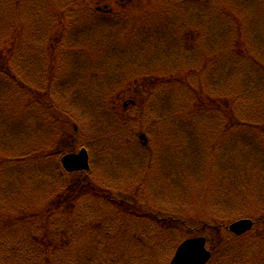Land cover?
<instances>
[{
	"label": "trees",
	"instance_id": "obj_1",
	"mask_svg": "<svg viewBox=\"0 0 264 264\" xmlns=\"http://www.w3.org/2000/svg\"><path fill=\"white\" fill-rule=\"evenodd\" d=\"M49 1L50 0H45L46 4L44 5H48L45 9L51 8L54 16H61L64 18L60 23L61 27H65L61 37L64 33L69 32L67 37H62L60 44H56V42L52 40L50 33H52L53 30L49 33L51 28L50 22L49 26H46L45 21L47 20H42L40 17V31H42L37 36H35L37 33L34 35L33 31L37 30L33 27L31 22L30 24H26L27 27L25 26V29L23 28L24 33H16L17 36L12 41L9 40V43L11 42L10 47L9 43L5 44L7 48H4V50L1 49V46L4 44L5 38H0V49L3 52L5 50H12L6 52L7 56H9L8 63L2 64L8 67L7 65L9 61H11V65L7 69H3L0 66V84H3L9 93L12 85L18 86L20 88L18 91L19 93L27 92L30 96V98L25 100V105L27 107H37L36 105L43 106L52 116L51 122L50 118H48L46 114H41L37 108V120L41 123L42 128H45V132L41 135L33 134L27 136L28 138L31 136L34 137L29 147H18L16 143L3 142L0 148V195H2L1 192L4 191V196H1L3 198L0 199V264H73L74 262L76 264H84L88 256H90V262L88 264H166L167 260H169L172 255L170 257L168 256L170 249L167 248L166 245L169 241L167 237L160 236L161 230L164 229L167 232H173L181 230L186 231L194 225H201L203 227L209 225L212 227L218 226L216 221L210 220L212 217L210 218V215L205 209L201 211L200 216H188L186 212H183V209L178 213L172 212L168 214L166 210H161L159 208L160 206H156V204L152 205L147 199H143L142 197L145 191L144 188L147 186L144 182L139 183L135 191L126 193L131 200L129 202L130 204H128L126 200H121V197H114L111 192L106 191V188L100 184L95 185L92 181H89V176L92 174L91 171L88 173L77 172L73 174H68L63 171L59 163V158L61 155L65 154V148L69 149L68 151L74 148L75 145L73 143L75 140L77 141L78 138V127L80 126V128H82L81 124L75 119V113H80V116L85 115L84 119L89 117L91 120H86V124H92V126L97 128L99 116L107 122L113 118L117 110H112L110 106L113 102L117 101L119 97H123V100L128 99V101L134 103L133 106H130L131 109L138 111L137 120H133V122L137 121L134 127L138 126L140 130L139 134L145 136L146 143L144 145L141 144L143 148H136L133 150L131 147V160L129 159L130 163L128 164L126 163L127 159L125 160L120 157L119 152L121 150L114 149L117 152V157L113 159L115 165L113 168L106 167L107 173H111L110 179L117 178L118 184L128 187L132 185L135 179L126 176L123 178L122 175H120V171L122 170L124 172L139 171L135 170L139 168L140 170H147L148 172L156 169L163 172L168 169L167 174H169V176L173 175V181L176 183L173 186L170 184L169 180V185L182 191L177 185L179 177H181L179 181L184 184H188L189 182L188 180L185 182L183 177H190L194 180L196 185H203L202 189H204V187L209 188L215 186L218 176H220L221 181H223L227 177L236 174V176H239L241 179L240 184H238V186L236 185L237 189L230 195L225 191L224 185L221 196L216 194H202L184 203L187 204L185 206H202L204 208L205 206H218V202L221 203V201H223L225 203L223 206L237 208L236 210H240L239 214H241L242 208L249 206L248 203L250 198L255 196L257 199H260L264 196V182H261V185L259 184L260 187L256 190H252L251 188V185L254 183L253 179L264 177V172H261L263 171L262 169H264V159H262V161L259 159V156L262 155L261 150L264 153V110L261 112V119L252 117L251 119L255 120V123L250 122L248 124V121H240L239 118L229 113L230 109L227 107L228 105L225 106L227 103L226 98H223L226 103H222L219 101L222 97L219 94L217 96L207 94V96L201 97V95L196 92L197 85H200L201 91L202 88L206 90L207 87L211 89L215 86L219 89H223L222 84L225 80L229 84V77H227L229 72L219 77L216 76V73L221 71L222 68L220 64H217L218 60L215 58L219 59L220 57L208 56L207 54L204 55V50H182L187 62H185L184 57H182V59H184L183 61L171 63L170 65L166 64L167 56L161 54H158L156 59H142L143 57H138L141 50H145V47L138 46L142 34L145 33L149 38L148 31L157 27L153 23L148 25L145 24L144 19L150 20L154 18L152 12L167 11V5H170V8H173L174 12L179 5L184 4V6H187L190 5L191 2H196L202 6L203 3L205 4V0H153V2L158 3L156 4L157 7H148L150 2H147L140 13H136L137 9L135 8L139 6L138 3H140L141 0H123L122 3H120L122 6L116 11H111L104 7L106 3L110 4V0H95L97 1V5H94L92 0H90L92 4H90L91 6L89 8L87 7L89 10H83V12H86L88 15L84 16L83 19L79 17L78 19L80 22L77 21L78 16L75 19L73 17L77 15V10L76 4H72L71 0H57L61 1L64 6L59 7L52 4L53 8ZM80 1L82 2L83 0ZM211 1L213 2L210 10L219 20L223 19L224 22H227L225 18L231 20V16H233L235 22L234 29L240 34L242 23L240 24L238 20H247V12L249 11L256 10L259 12V15L264 12L263 0H234L233 3L235 5L231 3L234 10L229 6L227 7L228 9L221 6V4H219L221 1L219 0ZM27 2L28 4L30 3L29 0H27ZM2 5H4L5 9H8L6 3ZM5 9L0 12V18L6 13ZM64 11L66 12L65 14H63ZM89 14L97 16L99 20L94 19L95 21L93 20V24H88L85 20L91 16ZM222 15L225 18H223ZM54 16L49 18L50 21ZM199 20L204 21V16L203 18L197 17V26L195 29L201 33V36L197 35L193 37L196 38L193 43H195V41L203 42L204 36L208 32H206L202 25H199ZM165 21L166 20H162L163 24H159L168 26L169 23L165 24ZM260 23H263V21H260ZM220 24L223 25V22ZM92 28H94L93 32L96 33V39H91V36L94 34H90L92 32L89 31H91ZM72 31L75 34L73 40L71 38ZM106 31H110V33L106 35ZM162 31L163 34H166L162 35L163 37L161 38L167 39L170 43L171 41H169L168 38V33L170 32L164 27ZM126 33L134 37L135 45H125L126 50H119V53H117L114 47L124 43L125 39L123 36ZM159 33L161 34V32ZM180 33H182L181 30ZM38 40H41V42ZM234 40L236 46L234 50H219L215 53L222 55L230 54V51H235L236 55H241L242 53L247 55V47L240 36L235 35ZM179 42L184 46V41H182V39H180ZM33 44H35L36 50H38L37 45H44L46 50H51L52 53L49 51L45 55L37 52L34 54L35 57L39 58V62L36 58L33 59L35 65L34 70L36 71L32 75L35 81L32 83L34 85L32 88L30 86L31 83L26 82L20 75L23 73L21 62L25 60L24 56L28 54L29 50H35L32 47ZM186 44H188V40H186ZM105 46H112L113 50H107ZM242 48L245 50H239ZM18 50L22 53L21 59L20 55L14 54ZM57 51L58 54L56 55ZM173 51L174 50H171V52ZM212 51L214 52L215 50ZM24 53L26 54L23 55ZM0 55V60H3L4 56L1 51ZM126 56L130 57L131 62L121 61L124 59L123 57ZM117 57L120 58V61H117ZM197 57L203 58L204 67L198 70L197 73L199 76L195 78L186 75L185 71L191 69V67L195 65L194 62ZM46 59L48 62H45ZM57 59L62 62L63 66L60 64L57 65ZM71 60L73 61L71 62ZM94 61H107L106 64H109L108 66L114 64L115 67H120V69L115 70L111 67L108 71L109 74L102 79L103 83L101 84H99L101 80L96 81V83L89 81L86 83L81 82L83 75H89V71L85 70L86 67L92 68V66H98L92 65ZM188 61H190L188 69L183 70ZM69 62L72 66L71 72L68 73V76L62 72L63 75H58L60 80L55 81L53 70L56 69V65L57 69L55 72H59L58 74H60V70L65 68ZM118 62H122V66H116ZM14 67L15 69H13ZM253 69L254 72L252 77L254 79L256 73L260 74V81L256 80V83H258L256 87L261 90V94L264 97V68L257 65L256 67L254 66ZM71 74L73 75L72 77L70 76ZM141 75L144 77L143 81L132 83L127 94H121L122 92L120 89L125 84L123 83L125 78L130 80ZM174 77H177L176 81L173 80ZM165 78L171 83L167 84ZM26 79L29 80V77L26 76ZM1 80H4L6 85ZM53 82L55 85L58 84L56 89L60 91L62 96L60 100H56L51 91ZM243 83L250 87L249 74L244 77V72L242 84ZM252 83H254V81H252ZM148 84H150L149 87H146ZM9 85H11L10 88ZM93 85L95 91L86 90L85 92L84 88L93 90ZM244 96L245 98L242 96L236 99L234 104L236 106L248 107L253 103L257 105L259 101H263V97L261 96L256 98L253 94L249 96V93H246ZM195 97H197L198 102L193 109L191 108V104L195 103ZM94 98L97 101V106H95ZM174 106L176 109L181 108L187 110L189 108V111L193 109V112H190L204 122L212 124H224L228 122L229 124H233L234 126L229 129L231 133L224 139L221 138L225 136V132L227 131L224 130L225 126L218 130L211 129L208 131L209 134L216 132V141H222L226 148L221 146V151V148L216 150L215 146L213 147L214 152L212 155L209 154V152H205V147L207 145L202 144L205 143L203 137L210 140V136L207 134L202 136L201 133L192 128V121H194L195 118L191 119V117H185L182 122L187 121V125L182 124L181 132L174 135V138L177 142L185 139L188 140L187 145L185 146L184 142L181 150L175 153L172 152V150H167V147L165 148L164 140L161 143L163 146L156 144V151L152 150L153 146L150 144L152 139L150 138L149 140L147 132L150 133L154 143H156L157 136L147 128L145 125L147 119L145 118L146 116H150L152 112L151 118L153 117V123H151L155 124L157 127V125L164 120V115H167L169 118V114L172 112ZM124 109L125 107H120L119 111L125 112ZM155 109L156 112H154ZM0 114L5 115L6 113L5 111H1ZM109 114H112V118H110ZM1 115L0 118H2ZM14 117L16 116H13V118ZM59 120H63L66 125H69L71 130V134L69 133L66 139H63L66 135L62 132L58 134V131H56L54 127V124H57ZM113 120L115 121V119ZM49 122H51V124ZM18 126L22 128V130L25 129L29 134L28 130L24 128L22 124H18ZM47 127L51 129L46 131ZM156 127L155 132L157 133ZM103 130L104 128H98L96 131L100 132ZM171 137H173V135H171ZM231 139L239 141L246 140V142L241 144L238 141H231ZM254 139L257 141L254 142ZM33 145H35V147H31ZM80 147L87 150L92 167L94 164L98 166V163H96L98 160L94 161L95 157L90 147L86 145ZM4 148L6 150L8 149L9 155L13 154L14 156H4V154H6L3 151ZM77 148H79V146ZM18 149H21L19 153L16 152ZM59 152L60 154H58ZM54 154H58L56 160L53 159ZM208 155H210L209 160L212 164L203 163L198 165L203 156L208 158ZM187 160L190 163L193 161L196 164L195 168H197L196 174L198 177L195 176V179L190 176V172H188V175L185 173ZM254 165L255 169H252ZM201 166H206L208 171L199 176V170L202 168ZM240 166L242 171L240 170ZM21 167L24 168V176L31 175V177H24L22 180H19V171H21ZM195 170L192 174L195 173ZM47 174L52 176L57 186L54 193H47L48 201L50 203H57L59 206H38L37 204L23 206L18 205L17 202L12 200L15 194H22L25 197L23 203H28L30 200L43 199L38 192L31 191H36L35 188L40 183L37 191L47 192L52 189L50 187L52 186L51 182H41L50 180ZM147 177L148 175L146 178ZM205 178L207 183L204 186ZM137 189L139 191L138 194L135 193ZM120 191L119 187L114 188V192L120 193ZM188 191V193L198 192L196 190ZM149 193L152 194L153 192L150 191ZM256 194L261 195L257 197ZM234 196H236L238 200L231 205L229 200ZM90 197H93L94 200L98 199L99 202L104 200L110 203L112 207H120L122 210L121 215L123 214L128 218V226L123 224L119 229L116 228L113 230L111 225L108 224L105 227L97 223L96 220L85 226L86 220L91 219L92 210L89 212V207H83L79 210L77 205ZM173 200L178 201L175 197ZM236 204L237 206H235ZM172 206L174 205L172 204ZM112 210L114 209H110L109 212ZM63 211L64 213H62ZM192 211L197 212L195 208H192L191 212ZM54 214H58L55 217L56 220H52ZM247 218L254 219L255 224H259L264 221V214H256L255 216L247 215ZM214 219L217 221L220 220L219 218ZM130 220L133 222H140L141 224L134 225ZM38 222L45 223V225L42 224L43 226L41 227ZM48 223L51 228L56 231H51ZM135 228L137 229L134 230ZM121 230L123 232L122 234H120ZM130 232H132L130 238L142 239V241L146 238L145 242L148 244V247L143 246L141 243L131 242H126L127 246H121L116 242L114 246L109 247L108 245L106 247V252L104 254L108 253V255H104L98 250V247L107 243L106 240H102L103 236L113 238V233H115L117 238L125 239ZM155 232L159 234L154 237L152 233ZM149 234L153 239L149 240V238H147ZM87 236L89 237L87 238ZM77 237L80 238L76 239ZM234 239L238 238H233V241ZM226 241H231V239L228 238ZM236 241L238 240H235V242ZM220 247H222V245ZM70 248L76 250L72 254L71 251L69 254L64 252L66 249L69 251ZM125 250L128 252L127 255L123 254ZM89 251H92V255L89 254ZM138 252L142 253L141 257H139ZM86 253H88V255ZM211 254L212 259L209 264H232L233 252L228 249L224 251L214 249ZM56 255L58 259L54 263L51 258ZM260 255L262 257L257 264H264V252L262 250ZM67 257L70 258L66 260ZM243 264L253 263L245 261Z\"/></svg>",
	"mask_w": 264,
	"mask_h": 264
},
{
	"label": "rangeland",
	"instance_id": "obj_2",
	"mask_svg": "<svg viewBox=\"0 0 264 264\" xmlns=\"http://www.w3.org/2000/svg\"><path fill=\"white\" fill-rule=\"evenodd\" d=\"M29 1L30 3L28 4L27 0H0V12H2L3 9H5L4 5H2L3 3H6L7 8H8V9H5L6 13L2 15L0 18V38H5V41L3 42L4 44L1 46V49L4 50V48L5 49L7 48L5 47V44L9 43V40L12 41L17 36L16 33L22 34V32L24 31L23 28L25 26L27 27L26 25L27 23L30 24L32 22L33 27H35L37 30V31H33L34 35L37 33L35 35L37 36L42 31V30L40 31L39 17L42 20L43 19L47 20L45 21L46 26H49V22H50L51 28L49 30V33L50 31L53 30L52 33H50V35L52 37V40L56 42V44L61 43L63 36L67 37L69 35V32H66L61 37L65 27H61L60 23L64 20V18H62L61 16H54L51 8L45 9V7L48 6V5L46 6L44 5L46 4L45 0H29ZM73 1L74 0H71L72 4H76L75 6L77 10V15H74L73 17L75 19L78 16L77 17L78 22H80V20L78 19L79 17L83 19L84 16L88 15L86 12H83V10L85 9L89 10L88 8L91 6L90 4L92 3L94 5H97V1L95 0H92V3L90 0L89 1L83 0L82 2L80 0H75L76 2L74 1V3ZM122 1L123 0H110V4L107 3L105 6H107L108 9L111 11H116L117 9H120L119 7L122 6L120 5ZM219 1H221L219 2L221 6L225 8L229 6L232 10H234L231 4L234 2V0H219ZM49 2H50V5L53 4L59 7L64 6L62 5L61 1L50 0ZM147 2H150L148 7H151V8H154V6L157 7L156 4L158 3L153 2V0H141L140 3H138L139 6L135 8L137 9L136 13H140L141 10L145 7V4ZM204 2L205 4L203 3L202 6L200 4H197L196 2H191L190 5H187V6H184V4H181L179 5V7H176V10L174 12H173V8L172 9L170 8V5H167V9H168L167 11L152 12L154 18H151L150 20L144 19L145 24L148 25V24L153 23L158 28L156 27L155 29L148 31L149 38L145 35V33L142 34V37L139 39L138 46L145 47V50H141V53L138 55V57H143L142 59H145V58L156 59V56L158 54H161L163 56H167L166 64L168 65H170L171 63L183 61L184 59H185V62H187V59L184 57L182 50H204L203 51L204 55L207 54L208 56L212 55V56L220 57L219 59L215 58L218 60L217 64H220L221 65L220 67L222 68L221 71H218L216 73V76L219 77L229 72L227 76L229 77V84L225 80L222 84L223 89H219L217 86H215L211 89L207 87L205 90L201 86L202 88L201 91H200V85H197L196 92L200 94L201 97L207 96V94H213L216 96L219 94L220 96H222L219 99L220 102L226 103L224 102L223 98L227 99L228 104L226 103L225 106L228 105L227 107H229L230 109L229 113L231 115L239 118L240 121H246V122L248 121V124L250 122L255 123V120H252L251 118L253 117L255 119H261L262 118L261 112L264 110V97L261 94V90H259L256 87V85L258 84L256 83V80L260 81V74L256 73L255 79L252 77L253 72H254L253 71L254 66L256 67L257 65H260L261 67L264 68V26H263L264 12L260 13L259 15V12L256 10L249 11L247 12L248 21L245 19L238 20L240 24L242 23V26L240 28V32H241L240 34L236 32V29H234L235 22H234L233 16H231V20H230V19L223 17L222 15V17L225 18L227 22L226 21L224 22L223 19L219 20L218 17L210 10V7L213 1L205 0ZM53 5H52V8H53ZM65 13L66 12L64 11L63 14ZM89 15L91 16H89V18H86L85 20L88 24L90 23L93 24L94 19L99 20L97 16L93 14H89ZM52 16L54 17L50 21L49 18H51ZM203 16H204V21H201L202 19L199 20L200 21L199 25H202V27L205 28L206 32L207 31L208 32L204 36L203 42L195 41V43H193V41L196 39L193 37L197 35L201 36V33L195 29L197 26V17L203 18ZM71 19H72V16H71ZM159 19L166 20L165 24L169 23V25L163 26L159 24V23L163 24L162 20H159ZM260 21H263V23H260ZM221 22H223V25L220 24ZM163 27L167 28L168 31L170 32L168 33V38H169V41H171L173 44L171 42L169 43L167 39L161 38L163 37L162 35L166 34V33L164 34L162 33ZM180 30L182 33H180ZM93 31H94V28H92V30L89 31V32H92L90 34H94L91 36V39H96V33H94ZM159 32H161V34ZM97 33L100 34L99 32ZM109 33L110 31H106L105 34L108 35ZM235 35L240 36V38L244 41L247 47V50H248L247 55L244 53H242L241 55H238V54L236 55L235 51L233 52L230 51V54H222V55L215 53V52H218L219 50H234V48L236 47L234 44ZM74 36L75 34L73 32L71 36L72 40L74 39ZM123 37L125 39L124 43L121 45H118L119 47L118 46L114 47V50H117V53H119V50H126L125 45H135V40L132 35H128L126 33ZM180 39L184 41V46L181 45L182 43L179 42ZM186 40H188V44H186ZM38 41L41 42V40H38ZM10 45H11V42L9 43V47ZM32 47L35 50H29L28 54L24 56L25 60L21 62V68L23 69V73L20 75V77L24 79L26 82L31 83L30 86L33 88L34 85L32 83H34L35 81L33 80L32 75L36 71L34 70L35 65H34L33 59L36 58L37 61L39 62V58L35 57L34 54L37 52V53H43L45 55L49 51L51 52V50H46V47H44V45H41V46L37 45L38 50H36L35 44H33ZM105 48L107 50H110V49L113 50L112 46H105ZM1 49L0 51L3 54L4 59L0 60V66L3 69H7L11 65V61H9V64L7 65L8 67L3 66L2 64L8 63L9 56H7L6 52H10L12 50H5L3 52ZM171 50H174V51L171 52ZM212 50H215V51L213 52ZM239 50H245V49L242 48ZM26 53H24L23 55H25ZM14 54L20 55V59L22 58V53L20 52V50L16 51ZM57 54H58V51L56 55ZM182 57H184V59H182ZM123 58L124 59H122L121 61L131 62V59L129 56H126ZM72 61L73 60H71V62ZM117 61H120L119 57H117ZM45 62H48V60L46 59ZM57 62H58L57 65L60 64L61 66H63L62 62H60L59 59H57ZM106 62L105 61H96V62L94 61L92 65H98V66H92V68L86 67L85 70L89 71V75L87 74L83 75L81 82L86 83L89 81V82L96 83V81L101 80V82L99 83L101 84L103 83L102 79L107 77V74H109L108 71L111 69V67H113L115 70L120 69V67H115L114 64H112V66H108L109 64H106ZM121 63L122 62H118L116 66L117 65L122 66ZM189 63L190 61H188V63L184 66L183 70L188 69ZM194 63L195 65L192 66L191 69L185 72H186V75L193 76L196 78L197 76H199L197 73L198 70L203 69L204 67L203 58L197 57ZM57 65H56V69H57ZM13 69H15V67ZM56 69L53 70L55 74V81L60 80L58 75H61V74L63 75L62 72H64V74L68 76V73H70L71 72L70 70H72V66H71V63L69 62L65 68L60 70V74H58L59 72H55ZM13 71H16V70H13ZM243 72H244V77L245 75L249 74L250 87L247 86L245 83L242 84ZM26 76L29 77V80L26 79ZM70 76L72 77L73 75L71 74ZM143 79L144 77L142 75L137 76L136 78H133L130 80H127V78H125L123 80V83L125 84L120 89L122 92L121 94L126 95L128 90L131 88L132 83L137 82V81H143ZM173 80L176 81L177 77H174ZM1 81L5 83L4 80H1ZM165 81H167V84L171 83L170 81H168L167 78H165ZM252 81H254V83H252ZM54 82H53V86L51 87V91L53 92L56 100H60L62 96L60 94V91L56 89L58 84L55 85ZM149 85L150 84L146 85V87H149ZM10 86L11 85H9V88ZM10 89L11 90L9 93V91H7V88L3 84H0V108L2 107L0 109V112L5 111L6 113L5 115L0 114L2 116V118H0V148L3 145V142L4 143L5 142L6 143L8 142L16 143L18 147H29L32 144V139L34 137L31 136L28 138L27 136H30L33 134L41 135L45 132V128H42L41 123L37 120L38 110L41 114H46L48 118H50L51 122H52V116H51V113L47 112L46 108H43V106L36 105L37 107H34V106L27 107L25 105L26 103L25 100L30 98V96L27 92L19 93L18 91L20 90V88L18 86L12 85ZM84 90L85 92L86 90L95 91L94 85H93V90L90 88H86V89L84 88ZM246 93H249V96L253 94L254 97L256 98L261 96L263 97L262 98L263 101L262 102L259 101L258 102L259 104L257 105L253 103L252 105L248 107L236 106L234 104L235 100L241 98L242 96L245 98L244 95ZM123 99H124L123 97H119L117 101L111 104L110 106L111 109L117 110V111L115 112L113 118H112V114H109L110 118H112L110 121L107 122L106 120L102 119L100 116L98 117L99 122L97 121L98 123L97 128H95V126H92V124L91 125L86 124L85 121L90 119L89 117H86V119H84L85 115L80 116V113L79 114L75 113L74 115L75 119L81 124L82 128H80V126L78 127V130H79L78 138H77V141L76 140L74 141L73 144L75 146L71 150H74L73 152L76 153L78 152L77 151L78 146L80 147V146L86 145L90 147L91 152L93 156L95 157L94 161L98 160V162H96L98 163V166H95L96 164H94V166L91 169L92 177L89 176V181H92L95 185L100 184L101 186L106 188V191L111 192L114 197L115 196L121 197V200L123 201L126 200L128 204H130L129 202L131 200L128 198L126 193L135 191L136 188H138L137 187L138 184L141 182H144L145 185L147 186L144 188V190L146 191V194L144 191V195L142 196L143 199H147L149 203H151L152 205L156 204V206H160L159 208L161 210H166L168 214L172 212L178 213L180 212L181 209H183V212H186L188 216H197V215L200 216L201 211H203V209L207 210L208 214L210 215V218L212 217L210 220L216 221L218 226L212 227L209 225L207 227H203L201 225H196V226L194 225V226H191V228H188L186 231L181 230V231H173V232H167L164 229L161 230L160 236L167 237V240L169 241V243L166 245V247L170 249L168 252L169 257L173 255L174 249L183 241L192 240L196 238H202L205 240V247L210 253L213 252L214 249L221 250V251L228 249L232 251L233 252L232 261H231L232 264H241V263L243 264V262L245 261H250L253 264H257L259 260H261V257H262L260 255L261 250L264 252V221L252 226L250 229L251 231H249L248 234H246L243 238L234 239V241H233L234 237L227 233L226 227L231 222V220L233 221V220L247 219V220L253 221L254 219L247 218V215L255 216L256 214H264V204H263L264 196L261 197L260 199H257L255 196L250 198L249 203H248L249 206L246 208H242L241 214H239L240 212L239 209L236 210L237 208L223 206L225 204L223 201H221V203L218 202L219 204L218 206H205L204 208L202 206H185L187 204L184 203V202L191 201L194 198H197L199 197V195H202V194H216L218 196H221L224 185H225V191L228 193V195H230L235 189H237L236 185L238 186V184H240L241 179L239 176H236V174H234L231 177L230 176L227 177L223 181H221L220 176H218L217 183L215 186L209 187V188L204 187V189H202L203 185H200V186L196 185L194 180H192L190 177L188 178L186 176L183 177L185 179V182H187L188 180L189 182L188 184L186 183L184 184L181 181H179V179H181V177H179L177 185L180 187L179 189H182V191H179L176 188H173L171 187V185H169V180H170V184H172L173 186L176 183L173 181V175L169 176V174H167L168 169L163 172L158 171L159 169L148 172L147 170L144 171V170H140L139 168L135 169L139 171H125L124 172L122 170L120 171V175H122L123 178H125L124 176H126V177H131L135 179L132 185L128 187H124L126 185L122 186L118 184L117 178L110 179L111 173L110 172L107 173L106 167L113 168V166L115 165L113 159L117 157V152L114 149L121 150L119 152L120 157L125 160L127 159L126 163L128 164L130 163L129 161L131 160L130 159L131 147L133 150L136 148H143V146L141 145L143 142L141 141L139 142L138 140L140 130L138 129V126L134 127L137 121L133 122V120H137L138 118V111L131 109L130 104H128L127 107H125L124 109L125 112L119 111L120 107H123L124 104L128 103V99L126 100H123ZM197 102H198L197 97H195V103L191 104V108L195 107ZM94 103H95V106L98 105L96 99ZM193 109H190V111L193 112ZM190 111H189V108L187 110H184L181 108L176 109V107L174 106V108L172 109V112L169 114V118L167 117V115H164V120L161 121L159 125H157V127L155 124H152L153 123V117L151 118L152 112L150 113V116H146L145 119H147V122L145 123V125L147 126V128L150 129V131L154 135L157 136L156 143H154L153 142L154 140L151 137L150 133L147 132L149 136V140L150 138L152 139L151 140L152 142L150 143L151 146H153L152 150L156 151L155 149L156 144L162 145L161 143L164 140H165L164 142L165 148L167 147V150H172V152H175V153L181 150L182 144L184 142L186 146L188 140L185 139V140L177 142V140L174 138V135L179 134L181 132V125L182 124L187 125V121L182 122V120L185 117H191V119L195 118V120L192 121L193 122L192 128L197 130L199 133H201L202 136H204L205 134L210 136V140L208 138L205 139L203 137V139L205 140V143L199 142V143L207 145L205 147V152H209V154L212 155L214 152L213 147L216 146V150L221 148V146H223V148H226L225 145L222 143V141L220 140L216 141V138H215V136H217L216 132L211 133L212 134L211 135L208 133V131H210L211 129L218 130L225 126L224 130H227V131L225 132V136L221 138V139H224L231 133L229 129L230 127H233L234 125L229 124L228 122L224 124L223 123L212 124V123L204 122L203 120L198 119L196 116H194ZM154 112H156V109ZM12 115L16 117L13 118ZM113 119H115V121ZM51 122L49 123L51 124ZM18 124H22L24 128L28 130L29 134L25 131V129L22 130V128H20ZM54 127L56 128V131H58V134L62 132L64 133V135H66L65 137H63V139L68 138L69 133L71 134L69 125H66L63 122V120H59L57 124H54ZM155 127L157 130V133L155 132ZM98 128H104V130L98 132L96 131ZM49 129L51 128L47 127L46 131H49ZM171 135H173V137H171ZM184 135H183V139H184ZM232 140L238 141L241 144L246 142V140L239 141V140L231 139V141ZM263 140H264V136H263ZM255 141L257 140L254 139V142ZM31 147H35V145ZM20 150L21 149H18L16 152L19 153ZM68 150L69 149H66V148L64 149L65 152H68ZM3 151L6 153L4 154V156H8V157L14 156L13 154L9 155L8 149L6 150L4 148ZM221 151H222V148H221ZM261 152H262V155L259 156V159L262 161V159H264V153L262 150ZM58 154H60V152ZM58 154H54L53 159L56 160V156ZM209 156L210 155H208V158L203 156V158L200 160V163L198 165H201L203 163L212 164L211 161L209 160ZM253 163L256 164L255 162ZM195 165L196 164L193 161L192 163H190L187 160V166L185 167L186 175H188V172H190L191 174L190 176L193 177L194 179L198 177V175L196 174L197 168H195ZM201 167H202L201 170H199V176L202 175L203 173H206V171H208L206 166H201ZM156 168H157V165H156ZM20 169L21 171H19V180H22L24 177H31V175L24 176V173H23L25 172L24 168L21 167ZM252 169H255V165L252 167ZM194 170H195V173L192 174ZM240 170H241V166H240ZM262 170L263 171L261 172H264V169ZM147 175L148 177L146 178ZM47 177H49L50 180L41 181V182H51L52 186L50 187L52 189H50L47 192H40V190L37 191L39 188V185L41 184L40 183L35 188L36 191H33V190L31 191V192H38V194L43 199L32 200V201L30 200L28 203H23L25 201V197L22 194H15L12 197V200L17 202L18 205H23V206L24 205L26 206L29 204H37L38 206H59L57 203H50L48 201L47 193H54L57 186L55 185L54 180L50 174H47ZM253 180H254V183L251 185V188L252 190H256L257 188L260 187L261 182H264V177H259V179H253ZM206 183H207V180L205 178L204 186ZM115 187L120 188L121 190L120 193L114 192ZM188 190H196L198 192L188 193L190 192ZM150 191H152L153 193L150 194L149 193ZM1 193L2 195H0V199L3 198L1 196H4V191ZM135 193L137 194L139 193L138 189ZM260 195L261 194L259 195L256 194L257 197H260ZM174 197L178 201H174L173 200ZM231 199H232V202H231ZM231 199L229 200V203H231V205H233L236 202V200H238L236 196L232 197ZM172 204L174 206H172ZM77 206L79 210H81L83 207H89V212L92 210L91 219L86 220L85 226H87L91 222H94L95 220L97 221V223L104 225L105 227L108 224L111 225L113 230H115L116 228L119 229L120 226H122L123 224H125V226H128L129 224L128 218L123 214L121 215L122 210L120 209V207H112L110 203L104 200L99 202L98 199L94 200L93 197H90L89 199H85L83 202L79 203ZM235 206H237V204ZM112 208L114 210L109 212L110 209ZM192 208H195L197 212H194V211L191 212ZM62 213H64V211ZM57 215L58 214H54L52 216L53 217L52 220H56L55 217ZM214 218H219L220 220L217 221ZM131 222L134 225L141 224L140 222H136V221L135 222L131 221ZM38 223H40L41 227L43 226L42 224L45 225V223H41V222H38ZM49 229L51 231H56V230H53L50 225H49ZM136 229L137 228H135L134 230ZM122 233L123 232L121 230L120 234ZM131 233L132 232H130L126 236L127 238L125 239L117 238V235L115 233H113V236H114L113 238L103 236L102 240H106L107 243L102 244L101 247H98V250H100L101 253L104 254L106 252V247L108 245L109 247L114 246L116 242L121 246L126 245V242H131V243H141L143 246L148 247V244L145 242L146 238L144 241H142V239L140 240V239L130 238ZM152 234L155 237L159 233L155 232ZM88 237L89 236H87V238ZM78 238L80 237H77L76 239ZM147 238H149V240L153 239L150 237V234L147 235ZM228 238L231 239V241H226L228 240ZM235 240H238V241L235 242ZM221 245L222 247H220ZM66 250H64V252H67V254H69L71 251V254H72L76 249L70 248L69 251L68 250L66 251ZM86 254L88 255V253ZM89 254L92 255V251H89ZM123 254L127 255L128 252L125 250ZM104 255H108V253ZM138 255L139 257H141L142 253L138 252ZM69 258L70 257H67L66 260ZM57 259H58L57 255L51 258V260L54 263L56 262ZM169 260H167L166 264H168ZM89 262H90V256H88V259L87 261L84 262V264H88ZM73 264H76V263L74 262Z\"/></svg>",
	"mask_w": 264,
	"mask_h": 264
},
{
	"label": "water",
	"instance_id": "obj_3",
	"mask_svg": "<svg viewBox=\"0 0 264 264\" xmlns=\"http://www.w3.org/2000/svg\"><path fill=\"white\" fill-rule=\"evenodd\" d=\"M61 164L64 170L69 173L89 169L85 150H81L78 154L64 156L61 159ZM251 227L252 223L249 220H241L233 223L229 227V231L236 236H240L250 230ZM204 246L205 240L202 238L183 242L176 249L170 264H206L210 255L205 251Z\"/></svg>",
	"mask_w": 264,
	"mask_h": 264
}]
</instances>
